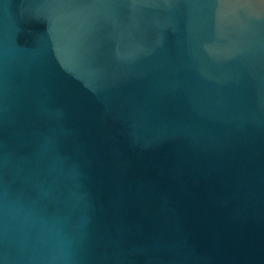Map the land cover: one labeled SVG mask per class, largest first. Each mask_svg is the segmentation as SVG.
Returning <instances> with one entry per match:
<instances>
[{
	"label": "water",
	"instance_id": "1",
	"mask_svg": "<svg viewBox=\"0 0 264 264\" xmlns=\"http://www.w3.org/2000/svg\"><path fill=\"white\" fill-rule=\"evenodd\" d=\"M0 264H264V0H0Z\"/></svg>",
	"mask_w": 264,
	"mask_h": 264
}]
</instances>
